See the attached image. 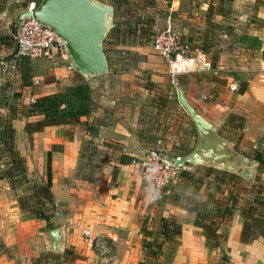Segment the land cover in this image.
<instances>
[{"label":"rangeland","instance_id":"1","mask_svg":"<svg viewBox=\"0 0 264 264\" xmlns=\"http://www.w3.org/2000/svg\"><path fill=\"white\" fill-rule=\"evenodd\" d=\"M30 1L38 4L40 0H0V36L5 31L4 35L7 41L6 46L0 44V61L3 62L0 67L8 70V64L14 63L18 76L14 86L6 82L4 91L20 90L21 95L25 97L28 93L43 95L58 90L62 83L74 81V73H77L73 68L66 74L62 73L61 70H55L50 60L30 62L26 58L15 56L16 51L11 40V33L14 29L13 20L17 14L16 11L23 9V5ZM98 1L112 6L117 0ZM123 2L125 3L120 6V20H129L131 24L136 23L139 31L143 32V36L140 38L136 33L132 37L133 40L127 45L111 44L106 39L103 41V52L110 59L113 68L117 70L114 79L108 78V71L99 78L90 79H84L80 74H77L88 85L97 103L101 106L111 107L115 113V119L126 120L128 129L130 128L128 124H133L131 131L134 136L135 130L146 129L144 135L138 134L146 141L143 144L147 145L148 148L144 156L149 152L164 154L167 153L170 147L180 146L179 140L181 141L188 136V128L185 124H182V118L179 116L180 111L178 113V105L174 102L175 85L181 89H186L189 86L192 91V81L198 82L205 78L206 80L215 79L225 82L227 78L236 84V90L238 84L242 82V78L250 77L254 66L259 64V49L264 46V19L256 17L255 2L264 5V0H254L253 2L242 0L239 3L240 6L235 9H228L226 6V4L235 6L234 0H125ZM163 31H168L175 37L179 47L186 55L197 57L198 54H204L210 65L214 62L216 67L211 68L212 71L209 72H190L173 78L164 73V76L168 78L167 83H149L148 79L151 74L158 75L159 72H164L162 62L151 48L152 37ZM128 51L136 52L142 56L143 61L136 62L134 69L124 63L126 61L123 58H129L125 54ZM56 63L58 68H66L68 60L67 58H58ZM144 63L151 69L144 68ZM51 79L52 83H45H48ZM20 84H27L29 88L27 90L21 89ZM29 100L22 98L21 102L27 105L31 103ZM181 112H183L182 109ZM96 114H99V112H96ZM182 114L189 120L184 112ZM222 132L235 145L241 147L243 153L249 152V143L243 141L238 133H232L230 130L223 128ZM22 140L24 147L20 146V143L19 147L21 148L18 152L25 160L27 177L40 184L43 182L44 154L39 160L38 152L33 151L32 146H29L25 139H21V142ZM86 140L84 139L81 145H85ZM102 144L95 145L96 151L91 157L92 163L95 167L99 165L113 166V163L110 162L113 160L112 156L117 154L114 146L112 143H106L107 147ZM115 147L118 148V145H115ZM86 152L90 153L92 151L87 149ZM133 159L134 162H139L140 175V162L143 158ZM78 164L79 154L77 167ZM181 170L189 172L191 168L183 166L179 169V172ZM255 171L257 174L252 176L250 181H244L245 183L238 182L236 175L233 179L217 175L215 179L217 182L223 180V182L225 181L233 187L232 192L237 196L234 209L239 210L240 213L242 209L247 207V202H250L254 207L253 215L261 218L264 216V182L258 167ZM216 172L220 174L221 171ZM203 175L204 173H199L194 177V180L187 179L178 182L172 187L175 190L174 193L186 195L192 193L194 189L196 190V197L200 198L205 194L202 187L207 184V180H204ZM77 181L79 187L89 185L80 180ZM250 186H256L260 194L253 201H246L245 198L247 197L244 193L249 191ZM201 191L203 192L200 194ZM17 193L20 194V191ZM206 194L209 195V193ZM11 200H13V196L9 193L6 204H9ZM7 206L3 210L0 209V264H30V258L47 252L46 243L38 233L50 230L45 228L55 224L68 225L70 223L67 219L72 217L67 209L55 205L53 218L45 225L34 214L26 211L16 213V217H13L12 213L6 215L8 212H12ZM151 206L149 205L148 209ZM152 209V212L149 210L140 212L138 217L142 219L143 216H147L151 219L149 227L155 228L157 218L161 216L163 209L159 204L154 208L152 206ZM182 214L186 216V212H182ZM81 222L84 221L80 218H77L75 222L79 231L78 240L83 243L84 239L90 238V248L97 255L106 256L110 258L109 261L117 258L118 254L114 249V244L104 236L93 234V230L83 227L80 224ZM84 230L89 231L87 235L82 233ZM254 240L259 241L264 253V236L254 235ZM71 246L69 241H66L62 251L57 255H61L64 249H71ZM222 254V249L215 256L210 254L207 261L201 264H217ZM213 257L216 259L214 263L211 261ZM190 262L192 261L190 260ZM73 264H76V262ZM184 264H189V261Z\"/></svg>","mask_w":264,"mask_h":264},{"label":"crops","instance_id":"2","mask_svg":"<svg viewBox=\"0 0 264 264\" xmlns=\"http://www.w3.org/2000/svg\"><path fill=\"white\" fill-rule=\"evenodd\" d=\"M241 1L234 0L235 6H229L228 4L226 6L228 9H235L240 6L239 3ZM248 1L253 2L254 0ZM255 4V15L257 18L263 20L264 5H260L258 2H255ZM22 10L18 9L16 11L17 14ZM4 34L5 32H3ZM261 49H264V46L259 49V64L254 66L250 77L242 78V82L246 85L242 94H238L236 90L229 89V86H235L236 84L227 78L225 82L215 79L206 80L205 78L198 82L192 81V91L189 86L186 89L180 88L188 104L214 127L215 132L224 138L229 146L240 152H242L241 147L235 145L222 132V128L228 129L232 133H238L242 140L249 143L250 146L254 144L258 137L264 136V67L260 62ZM2 64L3 62L0 61V65ZM143 65L144 68L151 69L148 68L146 63ZM164 73L166 74L165 69L164 72H159L158 75L151 74L148 81L159 84L167 83L168 78L164 76ZM9 74V70L0 67V89L6 86V82L10 83L8 79ZM17 77L16 73L13 86L18 79ZM21 85H19L21 89L27 90L29 88V86L21 87ZM11 92L8 91L9 94ZM3 93L7 96V92L3 90ZM38 96L28 93L26 97L21 95V99L33 101ZM25 103L27 102L25 101ZM228 115L241 117L243 119L242 128L236 129L226 125L225 119ZM29 120H33V118ZM24 122L25 119L12 121L14 144L18 151L21 148L19 147L20 143V146L24 147L23 140L21 142V139H25L27 142L26 135L23 132ZM126 123L127 121L124 119H115L109 127H99L97 136L92 141L96 146L102 143L118 145V150L120 149L118 154L137 160L142 159L148 149L147 145L142 144L134 136L131 131L133 124H128L130 125L128 129ZM64 129L72 132L67 141L64 140L62 135ZM30 138L31 143L28 145L32 146L33 151L36 150L38 152L39 160H41L42 154L50 151L52 147L56 148L54 149L55 151L50 152L52 171L50 192L55 205L64 207L72 214V217L67 219L70 224L61 226L64 229V243L69 241L76 253L82 257V260L75 261L76 264H136L141 255L139 249L138 214L146 210L152 212V206L153 208L157 206L151 199L155 191L152 185L143 182L140 178L139 162L123 165L110 162L113 163V166H96L93 170L92 182L87 187H79L78 181L74 179V171L81 143L84 139H89V137L81 133L76 125H66L45 127L41 132L32 133ZM200 168L207 167L197 166L195 169L191 168V171L196 172L195 175H197L202 173L199 170ZM213 171L216 172L217 170ZM250 172V177L245 179H242L236 173L226 174L236 175L241 180L240 183H245L244 181H250L251 177L257 174L255 170L252 172L250 169ZM260 175H262L264 182V174L260 173ZM112 176L113 181H111ZM203 178L207 180V184L202 187L205 194L198 199L207 201L209 208L213 209L212 200L220 199V201L225 202L227 194L233 190V187L229 186L225 181L223 182V180L222 182L214 181L212 175L209 177L203 175ZM9 193L11 191L8 189L6 182L0 180V209L3 210L8 205V209L12 212H8L6 215L12 213L13 217H16V213L21 212L14 206V200L6 204ZM206 193H209V195ZM149 205H152L150 209H148ZM159 205L163 209L161 216L172 213L178 215L182 221L179 245L171 264H184L186 261H189V264H201L207 261L210 254L215 256L219 253V250H207L205 248V240L201 235V229L192 224L195 217L193 212H187L167 200ZM233 211L234 213H232L228 224L220 225L217 230L219 234L225 237V241L221 244V249L225 253L228 264H264V253L258 240H254L248 244L238 241L242 218L239 210L233 209ZM182 212H186V216ZM77 218L83 220L84 222L80 224L83 227H88L87 229L93 230V234L108 238L114 244V249L118 254L117 258L109 261L110 258L97 255L90 248V238L84 239L83 243L80 242L78 240L79 231L75 225ZM215 260V257H213L212 263L216 262Z\"/></svg>","mask_w":264,"mask_h":264},{"label":"trees","instance_id":"3","mask_svg":"<svg viewBox=\"0 0 264 264\" xmlns=\"http://www.w3.org/2000/svg\"><path fill=\"white\" fill-rule=\"evenodd\" d=\"M123 1L125 0H117L112 4L114 13L113 28L105 38L110 41L109 43L115 45H127L133 40L132 37L136 33H138V37L140 36V38L143 36V32H141V30L139 31L136 23L131 24L129 20H120V6L125 3ZM25 6L26 3L23 5V8ZM5 39L6 36L1 35L0 44L6 46L7 41ZM125 54L129 58H123L126 61L124 63L130 68L134 69L136 67V62L143 61V59H141L142 56L136 52L128 51L125 52ZM107 63L108 78L114 79L117 70L113 68L108 57ZM210 67L212 69L216 67L214 62ZM73 79L74 81L71 83H62L58 90L39 95L33 102L27 105L20 101V91H12L9 95L7 92L6 96L3 93L6 87L4 86L0 89V180H4L8 189L11 191L14 206L19 211H26L34 214L35 217L40 219L45 225L53 218V214L55 213V205L50 192L52 183L50 152L55 151L54 149L56 148L52 147L50 151L44 154L43 182L39 184L29 179L26 174L25 160L15 148L12 121L25 119L23 132L26 135L28 144L31 143L30 135L32 133L41 132L45 127L76 125L79 131L87 135L89 139L85 141V145H81L82 147L79 151V164L78 167L76 166L74 178L86 184H90L92 182V174L95 167L91 157L96 151L92 139L97 136L99 127H109L112 125L115 121V113L111 107L101 106L97 103L91 94L90 88L77 73H74ZM51 81L52 79L48 83H45L50 84L52 83ZM24 86L28 85H21V87ZM245 86V83L241 82L238 84L236 92L242 94ZM110 102L115 105L112 100H110ZM179 111V116L182 118L183 122L182 124H185L188 128V136L187 138L184 136L185 138L181 141L178 138L180 146L170 147L167 153H164L172 158L183 157L188 154L196 139V134L191 122L187 120L178 107V113ZM96 112H99V114H96ZM30 118H33V120H29ZM242 122L243 119L235 115H228L225 119L226 125L236 129L242 128ZM143 129L140 128V130H135V136L142 144L146 141L138 134L144 135L146 129H144V131ZM62 135L64 140L67 141L72 135V132L68 129H64ZM103 144L104 147H107L106 143ZM113 146L117 154L112 156L113 160L111 162L118 165L134 162L132 157L118 154L120 149L118 150L115 144H113ZM87 149H91L92 152L87 153ZM245 154L257 162L259 171L264 174V136L258 137L254 144L250 146L249 152ZM199 170L204 173L205 177L212 175L214 181H217L215 179L217 175L226 176L229 179L235 177L226 173L219 174V172H214L207 168H200ZM195 174L196 172L181 170L179 172V182L187 179L194 180V177H196ZM111 181H113V176L111 177ZM237 181L240 182L241 180L237 179ZM172 187L173 186H163L155 190L151 199L157 201L155 202L156 204L163 203L167 200L187 212H193L195 217L192 224L201 229V235L205 240V248L207 250H219L220 252L221 242H224L225 237L219 234L217 230L220 225L228 224L237 199L236 194L230 191L227 194L225 202L220 201V199L212 200V209L209 208V203L207 201H201L196 197V190L193 189L190 194L180 195L174 193L175 190ZM18 191H20V194L17 193ZM244 194L247 197L245 198L246 201H253L260 192L256 189V186H250L249 191ZM253 212L254 207L250 202H247V207L240 212L242 225L238 235V241L241 243H250L254 240V235L264 236V216L257 218L253 215ZM137 221L139 224V249L141 256L136 264H171L181 236V218L172 213L166 216H159L155 228L149 227L151 219L147 216H143L142 219L138 217ZM57 226L58 225L55 224L45 229H53ZM70 248L71 249H64L61 255L46 252L45 254L32 257L29 260L30 264H73L77 260H82V257L75 252L72 246ZM217 264H228L224 252Z\"/></svg>","mask_w":264,"mask_h":264},{"label":"water","instance_id":"4","mask_svg":"<svg viewBox=\"0 0 264 264\" xmlns=\"http://www.w3.org/2000/svg\"><path fill=\"white\" fill-rule=\"evenodd\" d=\"M30 19L47 25L63 40L68 63L84 79L99 78L107 73V57L102 44L113 28L112 6L98 0H40L34 11L22 10L16 14L13 27ZM260 62L264 67V49L260 50ZM174 88L175 101L192 123L196 140L191 151L183 157H160L177 169L185 165L192 169L203 166L224 173H236L242 179L249 178L250 169L253 172L257 162L229 146L214 127L188 104L180 87L175 85ZM38 234L44 239L48 253L62 251L63 226Z\"/></svg>","mask_w":264,"mask_h":264},{"label":"built area","instance_id":"5","mask_svg":"<svg viewBox=\"0 0 264 264\" xmlns=\"http://www.w3.org/2000/svg\"><path fill=\"white\" fill-rule=\"evenodd\" d=\"M36 6L35 2H29L23 10L32 12ZM11 40L16 57L26 58L30 62L50 60L55 70H61L65 74L72 68L69 63L66 68L57 67L56 59L66 58L64 42L47 25L32 19L20 21L11 33ZM151 48L162 62L166 74L172 78L184 73L212 71L204 54H198L197 57L186 55L175 37L168 31L154 35L151 39ZM7 67L10 71L8 79L13 85L16 76L15 64H8ZM229 89L235 90V86L231 85ZM160 155L165 154L149 152L140 162V178L143 182L151 184L154 190L163 186H175L179 182V169L162 159ZM82 233L88 234L86 230Z\"/></svg>","mask_w":264,"mask_h":264}]
</instances>
